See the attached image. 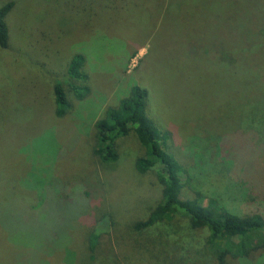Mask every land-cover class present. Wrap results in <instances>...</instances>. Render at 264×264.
Here are the masks:
<instances>
[{
  "label": "rangeland",
  "instance_id": "rangeland-1",
  "mask_svg": "<svg viewBox=\"0 0 264 264\" xmlns=\"http://www.w3.org/2000/svg\"><path fill=\"white\" fill-rule=\"evenodd\" d=\"M114 1L115 13L96 15L79 12V0H0L14 3L9 46L0 49V264H68L61 251L75 237L82 244L90 218L84 223L82 201L58 196L64 182L96 177L102 197L90 211L102 246L92 262L79 247L71 264H159L153 242L161 236L172 264H217L185 218L157 226L146 244L129 229L161 195L154 175L134 169L141 151L133 134L117 140V165L91 155L95 121L132 84L147 90L150 117L168 132L166 151L179 164L196 166V178L222 197L235 193L225 203L236 214L264 215V126L252 130L258 137L245 127L260 115L246 108L264 101V0ZM77 53L92 91L80 102L70 96L71 113L56 118L53 85ZM243 137L251 156L247 143L237 148ZM228 151L231 165L220 160ZM238 153L247 167L235 165ZM227 264H264V253Z\"/></svg>",
  "mask_w": 264,
  "mask_h": 264
},
{
  "label": "trees",
  "instance_id": "trees-1",
  "mask_svg": "<svg viewBox=\"0 0 264 264\" xmlns=\"http://www.w3.org/2000/svg\"><path fill=\"white\" fill-rule=\"evenodd\" d=\"M119 6L114 0H79V12L89 10V14L98 15L100 12L102 14L103 9H107L106 11L109 14H113ZM13 7L14 3L12 2L0 7V49H7L9 46L6 18ZM251 54L245 53V56L248 57ZM86 65L87 60L84 55L75 54L67 64L64 82H56L53 85L54 116L56 118H65L71 113L73 106L70 96L80 102L90 95L92 90L89 85V74ZM127 91L128 94L117 105L106 108L102 117L95 121L93 126L94 146L91 155L101 165H117L119 159L116 149L117 140L131 134L135 136L141 153L134 162V169L141 176L154 175L161 187V195L148 207L146 218L130 222L131 228L129 229L135 232L138 237H147L142 239V242L146 241L144 243L146 244L155 239L150 235L154 228L159 225L171 224L172 226V223H176L177 218L182 217L187 219L188 229L192 232L205 234L204 244L209 251L213 252L217 264H227L228 257H232L237 261L246 260L256 250H261L264 253V215L236 214L225 203L228 199L230 206L235 200V193L229 190L231 195L222 197L215 190L209 188V183H206L208 179L199 176V179H201V182H199V179L196 178L198 176L197 172V176L194 173L196 166L186 168L179 164L166 151L167 143L170 140L168 132L163 131L150 117V110L147 109L149 97L147 90L132 84ZM259 104L260 108L263 109L264 101ZM260 108L247 107L245 110L246 113L249 112L248 110L260 112L256 121L248 116L249 122L246 124L247 126L244 125L248 130H251V136L253 137H258V135L252 130L259 128L261 132V128L264 126V113ZM255 122H257V126H255ZM219 142V148L225 147L230 143V138ZM240 142L241 144L237 146L238 150L240 147L245 149V143H247L248 149L245 150H249L248 153L251 156L252 147L249 140L247 139L246 142L243 137L240 138ZM231 153L233 154V152ZM238 156L241 158L240 153H238ZM230 159V151L220 156V160L229 161V165H231ZM242 159L234 161L235 165L239 164L247 167L248 162H243ZM200 173L205 175L207 170ZM64 184L58 199L68 201L72 199L71 197H74L82 201L86 209L84 211V223L86 218L90 219L86 223L89 232L82 244H79V238L77 237L73 239V241L77 239V243L71 244L70 241L65 244L66 246L64 245L61 251V259L65 257L64 254L66 253L71 261L73 259L79 261V252L82 250L85 257L88 258L87 261L91 259L90 262H92L93 259L96 260L97 258L96 252L98 247L102 246L101 240L103 237L100 228L95 226L98 223V220H95L96 214L94 212L92 216L90 211L91 208L97 207L96 204L102 197L100 180L97 177L94 178V181L78 178L64 182ZM188 189L194 193L193 198L186 196ZM201 189L203 190L201 191ZM61 196H64L65 199ZM81 220L80 217V222ZM161 237L153 242V244L156 243L159 246H155L158 251L157 256L159 254L156 259L159 264H172L171 248L166 242L161 241ZM79 247H82L80 251ZM147 257L149 258V256ZM71 261L68 264H71ZM113 264H117V261L114 260Z\"/></svg>",
  "mask_w": 264,
  "mask_h": 264
}]
</instances>
